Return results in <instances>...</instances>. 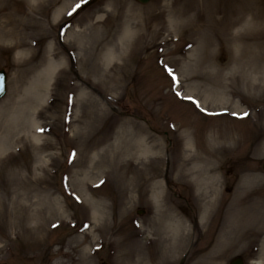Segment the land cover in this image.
<instances>
[{
	"label": "rangeland",
	"instance_id": "rangeland-1",
	"mask_svg": "<svg viewBox=\"0 0 264 264\" xmlns=\"http://www.w3.org/2000/svg\"><path fill=\"white\" fill-rule=\"evenodd\" d=\"M88 1L0 0V264H179L167 156L184 264H264V0Z\"/></svg>",
	"mask_w": 264,
	"mask_h": 264
},
{
	"label": "bare ground",
	"instance_id": "bare-ground-1",
	"mask_svg": "<svg viewBox=\"0 0 264 264\" xmlns=\"http://www.w3.org/2000/svg\"><path fill=\"white\" fill-rule=\"evenodd\" d=\"M236 21L240 22V19L238 18ZM15 36H16V32H13V30L8 31L5 34H2V38H4V37L5 38H14L13 47H15V48L18 49V48H20L23 45L22 44L23 42L22 41L19 42V41L15 40ZM19 52L20 53H23L22 50H19ZM263 61H264V59H263ZM54 66H55V62L54 61H51V62L48 63L46 69L50 70V72H51L53 70V67ZM46 69H45V71H46ZM2 140H4V141L2 142ZM2 140L0 141V152L3 149H5V147H6V145L8 143L18 142L19 141V139H17V138L12 139V138H9V136H7L6 138H3ZM39 213H40V218L38 216ZM39 213L37 214V226H36V228L34 230H31V231H27L26 232L29 236H31V234H32V237H37L40 234V232L42 231V229H43V227H44V225H45V223L47 221L46 216L45 217L42 216L43 215L42 212H39Z\"/></svg>",
	"mask_w": 264,
	"mask_h": 264
},
{
	"label": "water",
	"instance_id": "water-1",
	"mask_svg": "<svg viewBox=\"0 0 264 264\" xmlns=\"http://www.w3.org/2000/svg\"><path fill=\"white\" fill-rule=\"evenodd\" d=\"M141 3H147L150 0H138ZM5 80H6V74L2 70L0 71V97L2 96L4 90H5ZM229 264H245L243 258L237 257L234 258Z\"/></svg>",
	"mask_w": 264,
	"mask_h": 264
},
{
	"label": "snow or ice",
	"instance_id": "snow-or-ice-1",
	"mask_svg": "<svg viewBox=\"0 0 264 264\" xmlns=\"http://www.w3.org/2000/svg\"><path fill=\"white\" fill-rule=\"evenodd\" d=\"M76 7L78 8V7H79V4H77ZM73 10H75V9H73ZM234 115H235V113H234ZM241 115H243V116H247L248 113H242ZM53 227H55V225H53Z\"/></svg>",
	"mask_w": 264,
	"mask_h": 264
}]
</instances>
